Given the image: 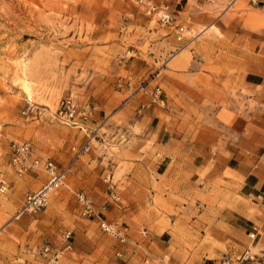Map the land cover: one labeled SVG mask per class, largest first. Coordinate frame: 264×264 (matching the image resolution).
<instances>
[{"label": "rangeland", "instance_id": "rangeland-1", "mask_svg": "<svg viewBox=\"0 0 264 264\" xmlns=\"http://www.w3.org/2000/svg\"><path fill=\"white\" fill-rule=\"evenodd\" d=\"M257 2L0 0V173L7 183L0 192V264H43L28 247L62 246L66 232L72 250L60 264H126L114 254L121 242L79 212L68 179L77 157L71 147L83 143L78 134L104 164H115L99 187L87 190L95 204V194L100 197L105 214L112 211L113 220L136 233L168 230L174 246L213 240L201 233L218 230L210 220L233 188L223 159L235 162L230 155L240 120L264 113V4ZM165 7L175 18L171 26L159 19ZM176 23L185 27L180 40ZM67 93L90 105L96 119L89 117L86 128L20 113L27 101L53 112ZM157 134L190 141L202 154L210 149L212 160L193 175L187 167L172 177L157 175L150 165ZM12 141H29L39 156L70 165L69 188L54 190L45 208L24 212L30 219L23 222L25 198L46 175H18L9 160Z\"/></svg>", "mask_w": 264, "mask_h": 264}, {"label": "crops", "instance_id": "crops-1", "mask_svg": "<svg viewBox=\"0 0 264 264\" xmlns=\"http://www.w3.org/2000/svg\"><path fill=\"white\" fill-rule=\"evenodd\" d=\"M258 5L264 4V0H256ZM264 31V26L262 32ZM259 35L253 37L259 41ZM254 43V42H253ZM260 111V110H259ZM254 115L251 120L239 122V136L237 143L230 155L235 162L229 163V158L224 157L221 170H230L232 178L229 179L233 188L228 198L222 199L220 207L216 208V216L211 218V223L219 226L218 230L205 229L201 235L210 236L213 240L193 248L174 246L175 241L168 230L157 231L146 229L144 234L133 232L127 224V242L118 243L114 248L117 256L121 257L126 264H137L144 260L147 264H219L223 256L236 257L248 252L253 257L243 264H264V113ZM94 117L90 114V118ZM93 124V123H92ZM76 140L87 142L80 134ZM153 148L156 150L154 161L151 160V167L157 175H170L171 177L180 173L184 167L190 168L189 174L193 175L199 168H206L212 160L209 155L211 150H204L187 140H179L175 137L165 138L157 134ZM82 144V143H81ZM228 145L223 150V155L228 153ZM91 149V146H90ZM90 151V150H89ZM85 153L87 159H81V154L73 159L72 172L68 179L75 187L74 191L88 193L99 187V180L105 173H112L115 164L107 160L104 164V156H99L92 151ZM60 153L64 154V151ZM228 155V154H227ZM68 157V154L65 155ZM222 158V157H221ZM91 165H94L91 167ZM179 167V169H177ZM98 202L95 204L98 214L106 222H116L110 213H104L102 201L97 194ZM116 202V201H115ZM114 210L113 207H111ZM127 213L131 212L132 209ZM124 213L122 216L127 215ZM21 221L30 217L21 213ZM95 220V219H89ZM253 237H250L252 232ZM79 254H87L77 248ZM169 255L168 262L164 263L165 256Z\"/></svg>", "mask_w": 264, "mask_h": 264}, {"label": "built area", "instance_id": "built-area-1", "mask_svg": "<svg viewBox=\"0 0 264 264\" xmlns=\"http://www.w3.org/2000/svg\"><path fill=\"white\" fill-rule=\"evenodd\" d=\"M252 4L256 0H251ZM163 24L171 26L175 22V18L167 11L166 7L163 9L159 17ZM175 35L178 40L182 39L185 32V27L182 24L176 23ZM25 118L32 120H47L50 122H57L74 128H86L85 123L91 114V107L87 102H79L72 93H67L60 98L56 109L51 112L45 105H38L31 101H27L20 111ZM90 150L89 142H84L79 145H73L71 151L75 156L84 154ZM10 165L18 174H24L29 171L42 170L45 172V182L34 192H30L22 205L20 214L24 212H33L45 208L49 202L50 194L61 187L69 188L67 185V174L70 171V165L61 166L53 159L43 158L37 154L35 146L29 142L12 141L9 147ZM7 188V183L3 175L0 173V192H4ZM76 200L79 205V212L82 216L87 218H96L98 226L102 232L109 234L114 239L121 243L127 242V228L118 222H106L98 215L95 207V202L92 196L85 192L78 191L75 193ZM113 199L118 197L111 194ZM255 232L250 234L253 237ZM62 246L53 245L49 242H40L28 247L30 253L37 257L43 264H60V260L66 253L72 250V243L70 241V232L63 234ZM253 257L244 252L236 257L223 256L219 264H243L247 260H252ZM12 264H25V261L16 259Z\"/></svg>", "mask_w": 264, "mask_h": 264}]
</instances>
